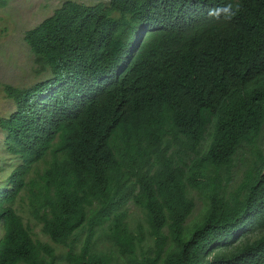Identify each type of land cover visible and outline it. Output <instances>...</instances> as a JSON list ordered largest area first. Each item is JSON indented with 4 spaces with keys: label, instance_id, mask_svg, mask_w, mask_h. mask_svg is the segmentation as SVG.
I'll use <instances>...</instances> for the list:
<instances>
[{
    "label": "trees",
    "instance_id": "obj_1",
    "mask_svg": "<svg viewBox=\"0 0 264 264\" xmlns=\"http://www.w3.org/2000/svg\"><path fill=\"white\" fill-rule=\"evenodd\" d=\"M24 41L0 264H264V0H64Z\"/></svg>",
    "mask_w": 264,
    "mask_h": 264
},
{
    "label": "rangeland",
    "instance_id": "obj_2",
    "mask_svg": "<svg viewBox=\"0 0 264 264\" xmlns=\"http://www.w3.org/2000/svg\"><path fill=\"white\" fill-rule=\"evenodd\" d=\"M64 0H0V118L6 117L14 110L12 99L5 95V85L28 87L35 83L41 75L36 73L34 56L24 41L26 30L34 27L45 17L51 15ZM86 5L109 0H75ZM4 132L0 128V188L8 187L6 183L15 167V159L8 155L4 147ZM264 140V129H263ZM264 148V142L260 144ZM246 154V153H245ZM27 198L17 202L15 207L24 221H28L26 209ZM195 210L191 219H195L202 211L203 201L195 196ZM33 237L43 242L49 241L41 231V225L32 221ZM58 254L64 247L56 246ZM57 264H65L60 261Z\"/></svg>",
    "mask_w": 264,
    "mask_h": 264
}]
</instances>
